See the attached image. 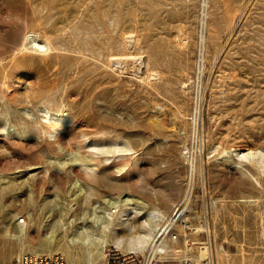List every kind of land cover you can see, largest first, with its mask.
Instances as JSON below:
<instances>
[{"label": "rangeland", "instance_id": "1", "mask_svg": "<svg viewBox=\"0 0 264 264\" xmlns=\"http://www.w3.org/2000/svg\"><path fill=\"white\" fill-rule=\"evenodd\" d=\"M245 149L264 160V0H0V264L23 253L96 264L95 241L69 244L80 217L95 209L107 245L115 229L127 242L143 216L119 224L120 196L170 217L191 178L170 258L195 242L192 264L206 245L220 264H264V176L227 160Z\"/></svg>", "mask_w": 264, "mask_h": 264}, {"label": "bare ground", "instance_id": "2", "mask_svg": "<svg viewBox=\"0 0 264 264\" xmlns=\"http://www.w3.org/2000/svg\"><path fill=\"white\" fill-rule=\"evenodd\" d=\"M37 47H39V49H44V45L36 43ZM139 60V58H136ZM142 59V57L140 58ZM115 61H118V63H115L116 66L124 65V64H128L125 63V61H122L124 59H114ZM140 61V60H139ZM130 62V61H129ZM144 62V61H143ZM143 62H141L140 64L142 65ZM135 63H139L138 61ZM145 63V62H144ZM119 64V65H117ZM131 64V63H130ZM125 65V66H126ZM139 65V64H138ZM146 65V64H145ZM145 67V66H143ZM123 68V67H122ZM140 68V65L139 67ZM138 68L136 70H138ZM142 68V66H141ZM140 70V69H139ZM139 72V71H138ZM137 72V73H138ZM154 80V79H153ZM230 158L227 160L231 161L235 167L237 169H240L242 164L250 162V161H255L257 165L259 166V170L261 172V174L264 176V160L261 159V154L260 152H256L250 149H245L242 151H234L231 152L230 154ZM188 158L187 163H191V177H192V173H193V169H194V157L190 156H186ZM249 177L252 178L253 182L255 183V185L259 188L262 187L261 182L257 179L254 178L252 173L250 171H245ZM192 178H191V183L189 184V187L186 191L185 197L183 199V205L182 203L180 205V207H176L175 209H181L180 210V214L183 215L184 220L180 223V225L182 226V228L187 229L188 225L187 224V218L185 217L188 212V203L190 201V194H191V187H192ZM242 202H252V200H241ZM120 202H122V204H128L129 208L127 209L126 212L122 213L120 218H119V224L121 225H125L128 224L129 221L135 216H143V218L141 219L140 222V231L137 232L135 235L128 237V241L125 242L123 238L119 237L117 235V229H115L112 232V236H113V240L114 243L113 245L121 250H125L127 252H144L146 250V248L149 247L152 248L153 246V240L154 237L156 236V234L158 233V231L162 228V227H170L171 223L169 221V217L165 216L159 209H151L149 207V204L140 199V198H134L132 196L129 195H123L120 196ZM118 201H114L112 198H107L106 199V205L112 210L113 208H118L120 207V205ZM135 204H137V206H134ZM117 210L111 211L107 213V220L110 221L111 223L114 220V216L111 215V213H116ZM20 218H18L19 221ZM169 221V222H168ZM72 222V220H71ZM79 223L80 225L78 226V229L76 230L74 236L70 239L69 244L70 245H81V246H85L88 247V245H90L91 241H95V243L91 244L92 246V251L96 250L95 253H92V255H90V252L92 251H88L89 256H91L92 261H95L96 264H103V259H104V253H103V248L108 244L107 237L108 233H109V225L106 224L105 221H103L102 216L98 215L95 211V209H90V211L88 212L87 215H83L82 217L79 218ZM91 223V224H89ZM175 226V225H174ZM26 227H27V222L25 220H22L20 222H18L15 226V234L14 237L18 240H23L26 238ZM131 230H133L132 227H130ZM129 229V230H130ZM94 230L95 231H100L102 237H97L96 234H94ZM201 229H196L195 231H200ZM204 230H202L203 232ZM45 241L46 242H53L52 238L49 237H45ZM196 244V243H195ZM156 249L159 250H166L167 254L165 257H170V255L172 254V251L170 249V246H164L161 244H158L157 246H155ZM191 250V248L188 245H186V249L185 252L187 255L188 252ZM175 252H179L176 251ZM21 255V254H20ZM224 256V255H223ZM223 256L221 254L217 255V260L214 259L212 264H220L221 260L223 259ZM206 254L205 253H200L199 254V259L195 260L196 262H200V260L205 259ZM228 260V259H227Z\"/></svg>", "mask_w": 264, "mask_h": 264}, {"label": "built area", "instance_id": "3", "mask_svg": "<svg viewBox=\"0 0 264 264\" xmlns=\"http://www.w3.org/2000/svg\"><path fill=\"white\" fill-rule=\"evenodd\" d=\"M197 72H200L202 69L201 58L197 61ZM200 64V65H199ZM202 65V66H201ZM201 66V67H200ZM200 108L196 106L194 108V113L191 117L192 128L190 130L191 137L197 138L201 133V128H199V123H201V113ZM186 156L193 157L194 154L191 151L186 150ZM196 157V156H195ZM189 174L191 173V163H188ZM182 203V202H181ZM180 204L176 207H180ZM181 209H173L169 221L171 223L170 227H162L153 240L152 248L148 249L146 252H127L117 249L114 245H106L103 248L104 259L103 264H192L194 258L192 255H184L181 258L174 259L170 257H165L167 252L166 250L156 249L155 246L158 244L166 246L168 241H175L177 239V234L174 230L176 225H179L183 220V215L180 214ZM168 221V222H169ZM260 230H261V249L262 254L264 255V196L262 198V209L260 215ZM175 225V226H174ZM189 247L192 250V247H195L197 244L195 242H189ZM205 253V259L196 262V264H212L213 256L211 252L210 245L199 247V254ZM16 264H66L65 258L61 253H52V254H33V253H23L18 256L15 260Z\"/></svg>", "mask_w": 264, "mask_h": 264}]
</instances>
